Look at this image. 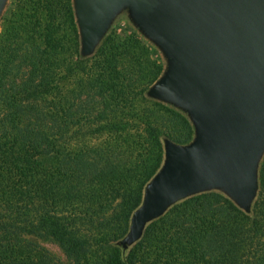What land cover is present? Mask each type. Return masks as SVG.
<instances>
[{"label":"trees","instance_id":"1","mask_svg":"<svg viewBox=\"0 0 264 264\" xmlns=\"http://www.w3.org/2000/svg\"><path fill=\"white\" fill-rule=\"evenodd\" d=\"M163 64L129 25L79 58L71 0H10L0 21V264H264V161L252 216L218 192L124 236L161 137L187 143L183 113L144 96ZM37 239V240H36Z\"/></svg>","mask_w":264,"mask_h":264},{"label":"water","instance_id":"2","mask_svg":"<svg viewBox=\"0 0 264 264\" xmlns=\"http://www.w3.org/2000/svg\"><path fill=\"white\" fill-rule=\"evenodd\" d=\"M10 0H0V21ZM79 58L92 57L118 23L162 61L148 99L185 115L192 138L162 136V161L145 183L123 237L125 261L146 227L175 204L218 192L248 216L264 161V0H71Z\"/></svg>","mask_w":264,"mask_h":264},{"label":"rangeland","instance_id":"3","mask_svg":"<svg viewBox=\"0 0 264 264\" xmlns=\"http://www.w3.org/2000/svg\"><path fill=\"white\" fill-rule=\"evenodd\" d=\"M37 240V239H36ZM37 243L39 247L46 249L47 251L51 252L57 260L63 264H66L68 260L64 256V254L61 252V250L52 242H44L43 240H37Z\"/></svg>","mask_w":264,"mask_h":264}]
</instances>
